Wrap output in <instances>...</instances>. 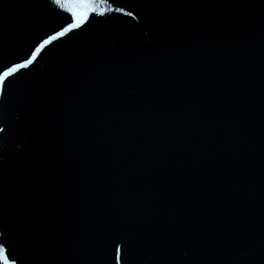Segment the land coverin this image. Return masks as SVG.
Listing matches in <instances>:
<instances>
[{
  "label": "water",
  "instance_id": "water-1",
  "mask_svg": "<svg viewBox=\"0 0 264 264\" xmlns=\"http://www.w3.org/2000/svg\"><path fill=\"white\" fill-rule=\"evenodd\" d=\"M108 6L0 0L7 258L264 264V0Z\"/></svg>",
  "mask_w": 264,
  "mask_h": 264
},
{
  "label": "snow or ice",
  "instance_id": "snow-or-ice-1",
  "mask_svg": "<svg viewBox=\"0 0 264 264\" xmlns=\"http://www.w3.org/2000/svg\"><path fill=\"white\" fill-rule=\"evenodd\" d=\"M53 4L58 5L61 8L65 7L66 3H71L74 8H78L81 11L79 12V15L75 11L72 12L73 16V23L68 24L67 27L63 28L60 32L55 33V36H61L64 32H67L69 29H71L74 25H76L79 22L83 21V18L87 12L96 11L98 14H103L105 11H112L110 6L106 7H96L97 0H52ZM98 3L101 5H107V0H98ZM71 11V9H69ZM117 12L123 11L120 8L115 9ZM127 15H131V13H127ZM53 36H49L47 40H44L41 42V44L37 45L36 49L32 51L31 56H29L27 59L23 61L22 64H16L13 63L11 66H0V82L6 81V79L10 76H12L13 73H17L19 69L22 67H26L29 65L33 58L36 57L37 52L40 51L41 47L43 45L48 44L49 41L53 40ZM119 251V249H118ZM0 264H15L13 260H10L6 256V248L3 244H0Z\"/></svg>",
  "mask_w": 264,
  "mask_h": 264
}]
</instances>
